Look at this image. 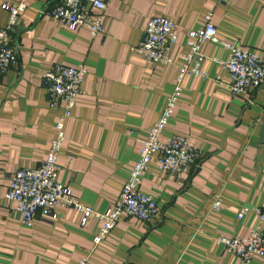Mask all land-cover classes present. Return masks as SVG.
<instances>
[{
    "label": "crops",
    "instance_id": "crops-1",
    "mask_svg": "<svg viewBox=\"0 0 264 264\" xmlns=\"http://www.w3.org/2000/svg\"><path fill=\"white\" fill-rule=\"evenodd\" d=\"M20 1L26 7L12 29L17 60L0 74V264H77L83 257L88 264H241L217 236L247 234L257 221L252 208L264 196V84L231 94L221 83L229 80L228 69L213 59L228 56L220 43L203 45L208 76L184 77L161 135L186 134L198 158L181 174L154 161L140 180L161 206L151 221L123 215L96 243L102 218L58 205L56 215L39 208L28 225L5 195L14 171L39 165L54 136L62 109L49 105L47 68L57 62L87 68L57 163L72 193L104 211L118 198L141 137L175 85V63H155L133 49L149 17L177 22L176 58L187 50L188 30L208 13L220 37L264 54V0H107L105 32L97 35L49 16L60 0H0V26L9 20L4 3ZM242 206L248 210L237 218ZM248 264H264V257Z\"/></svg>",
    "mask_w": 264,
    "mask_h": 264
},
{
    "label": "built area",
    "instance_id": "built-area-1",
    "mask_svg": "<svg viewBox=\"0 0 264 264\" xmlns=\"http://www.w3.org/2000/svg\"><path fill=\"white\" fill-rule=\"evenodd\" d=\"M4 4L9 10V20L0 26V74L6 72L17 60L12 29L26 7L22 1ZM106 5L107 0H60L47 13L72 29L86 27L93 35H97L105 32L103 10ZM178 40L177 22L167 15L155 14L149 17L142 38L133 47L135 52L149 61L159 64L175 63V85L160 116L146 135L141 137L139 157L132 163L118 198L104 211L83 203L72 193L70 187L60 178L57 163L65 138L66 121L72 115L87 68L83 64L57 62L44 71L49 105H60L62 110L55 121L54 136L43 161L37 166L20 167L11 175L5 197L7 201L16 203L23 223L32 224L39 208L56 215L54 211L58 205L74 206L86 218L97 216L103 219L94 238L96 243H100L123 215L135 216L145 222L159 215L160 203L153 194L140 188V180L154 161L164 171L181 174L188 171L198 158L199 150L191 145L186 134L173 133L166 140L161 135L183 89L184 77L208 76V71L203 66V45L210 41L220 43L227 49L226 58L215 56L213 59L228 69L229 80L221 83L231 94L251 92L264 84V54L244 46L236 38L220 37L211 13L206 14L199 27L188 30L187 50L181 57L176 58L172 48ZM221 205L222 199L218 194L213 207L218 210ZM252 209L256 213L257 221L247 234L219 233L217 236L218 241L227 251L234 253L241 264H248L255 256L264 257V196ZM247 210L246 206H242L237 218H242ZM77 264H88V259L83 257Z\"/></svg>",
    "mask_w": 264,
    "mask_h": 264
}]
</instances>
